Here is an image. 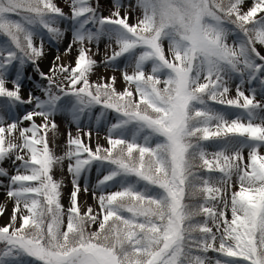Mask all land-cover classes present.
<instances>
[{
    "label": "snow or ice",
    "instance_id": "snow-or-ice-1",
    "mask_svg": "<svg viewBox=\"0 0 264 264\" xmlns=\"http://www.w3.org/2000/svg\"><path fill=\"white\" fill-rule=\"evenodd\" d=\"M63 2L0 0V264H264V0Z\"/></svg>",
    "mask_w": 264,
    "mask_h": 264
},
{
    "label": "rangeland",
    "instance_id": "rangeland-1",
    "mask_svg": "<svg viewBox=\"0 0 264 264\" xmlns=\"http://www.w3.org/2000/svg\"><path fill=\"white\" fill-rule=\"evenodd\" d=\"M55 2H57L58 5L61 6V7L64 9V11L67 12V11L69 10V9L65 6L63 0H55ZM101 3H106V0H101ZM105 14H107V13H105ZM45 46H46V48L49 47V45H48L47 43H46ZM54 55H55V48L52 47V48L50 49V51H49V60L44 62L45 65H48V64H49V61L51 60V58H52ZM100 71L103 73V72H104V69H101ZM108 74L110 75L111 73L109 72ZM95 79H96V77L93 76V77H92V80H95ZM24 94H25V96L27 95V90H26V89H25V91H24ZM37 94L39 95V93H37ZM58 123L61 125V128H63V129L66 130L67 125H66L62 120H60L59 118H58ZM72 131H73V133H75V131H76V129H75L74 126L72 127ZM62 140H63V138H62ZM85 142H86V143L88 142L87 138H85ZM100 144H101L102 146H107V145H106V141H105L103 138H101V140H100ZM90 146L93 147V149H95V146H96L95 134H93V139H92V141H91ZM262 154H264V153H262ZM94 176H95V173L93 172V177H94ZM0 223H3V219H2V218H0Z\"/></svg>",
    "mask_w": 264,
    "mask_h": 264
}]
</instances>
